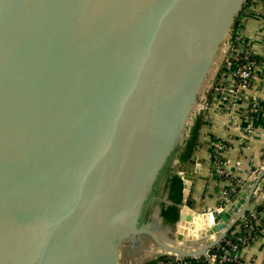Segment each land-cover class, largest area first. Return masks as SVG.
Here are the masks:
<instances>
[{"label":"water","instance_id":"95a60500","mask_svg":"<svg viewBox=\"0 0 264 264\" xmlns=\"http://www.w3.org/2000/svg\"><path fill=\"white\" fill-rule=\"evenodd\" d=\"M247 3L0 0V264L206 256L232 232L262 198L264 170L226 207L194 211L195 154L178 172L175 227L156 204L154 225L138 221L204 112ZM199 219L207 227L188 236ZM211 236L198 251L174 246Z\"/></svg>","mask_w":264,"mask_h":264},{"label":"crops","instance_id":"0c3cea01","mask_svg":"<svg viewBox=\"0 0 264 264\" xmlns=\"http://www.w3.org/2000/svg\"><path fill=\"white\" fill-rule=\"evenodd\" d=\"M241 22L242 33L252 45L259 48L260 32L264 31V0H250L243 10ZM259 55H263L261 50H259ZM258 76L254 89L234 104L221 102L220 109H218L217 99L214 96L208 101L205 124L201 132L199 147L195 152L197 163L201 164L202 173L194 180L190 197L191 209L194 211L219 207L224 190H228L233 181L247 186L246 193L248 194L249 189L257 183L264 169V116L252 123L253 133L250 134L247 131L251 121L246 114L248 107L246 98L248 99L255 93L264 95V70L261 69ZM218 141H225L229 146L223 155L226 163L224 177L215 171L212 161L214 144ZM256 173L260 174L256 176ZM259 184L264 186V176ZM261 190L263 191L264 188L262 187L259 193ZM256 204L255 201L251 202L249 208ZM240 234L241 230L237 226L232 235H237L238 239L241 237ZM213 239L215 238L211 236L196 241L177 243L187 251H198L210 244ZM238 254L244 264H264V238L255 240L248 248L240 249Z\"/></svg>","mask_w":264,"mask_h":264},{"label":"built area","instance_id":"2783aa9c","mask_svg":"<svg viewBox=\"0 0 264 264\" xmlns=\"http://www.w3.org/2000/svg\"><path fill=\"white\" fill-rule=\"evenodd\" d=\"M260 37V46L259 48H257L247 40L245 35L242 33V22L239 23L235 38V44L233 43L230 48V51L228 53L229 56L222 67L223 71L221 70L220 73V79L215 83L213 90L214 97L217 99L216 106L218 109H220L221 102H229L230 104H234L240 99L245 98L247 93L254 89L255 82L259 77V71L261 69L262 71L264 70V31L260 32ZM259 50L263 52V55H259ZM252 57H260L262 58V61L257 63L252 59ZM246 100H248L246 114L249 116V119L251 121L249 127H247V131L251 134L254 132L252 123L259 118L260 114H263L264 116V108L262 107V105H264V95L255 93L248 99L246 98ZM228 149L229 146L225 141H218L214 144V153L217 157L220 158L215 162L214 169L219 175H222V177H224L223 175H225L224 167L226 166V163L223 160V155L227 152ZM237 187H239L241 190L243 186L241 183L236 181L235 185H233L232 183L229 186L230 189L224 190L222 194V201L220 204L222 205V207H226L227 204L232 201L231 194H238V192L236 191ZM259 195L262 196L259 201L253 200L257 204L254 207L247 209L253 219H256V213L254 211L255 207L262 201H264V190H261V193H259ZM245 215L240 220V223H243V225H245L244 227L246 232L245 236L238 238V243L241 245L240 248H248L251 245L250 238L252 235L253 227L248 226L245 223L247 220ZM238 227L240 228V226ZM223 241H225V239ZM226 245L228 246V249H224V254L220 257L213 254L212 249L211 254L207 253L206 256L200 255L184 258L173 254H167L164 256L166 257L165 260L157 262L156 264H226L231 261H239V252L237 250L238 244L233 245L230 241H227Z\"/></svg>","mask_w":264,"mask_h":264},{"label":"trees","instance_id":"16d2710c","mask_svg":"<svg viewBox=\"0 0 264 264\" xmlns=\"http://www.w3.org/2000/svg\"><path fill=\"white\" fill-rule=\"evenodd\" d=\"M250 0H248L249 2ZM241 18V17H240ZM239 23L235 25L234 34H233V43L235 44V38L236 33L238 30ZM253 60H255L257 63L262 61V58L260 57H252ZM223 71V70H222ZM220 79V77L217 78V81ZM214 96V92L212 91L210 95H208V101L212 100ZM264 108V105H262ZM263 114H260L259 117L261 118ZM258 117V116H257ZM205 118H206V112H200L193 118L192 125L189 127L185 141L181 147L176 149L172 155L168 158L163 171L161 172V175L159 176L158 182L156 183V189L153 191L154 195L153 197L157 196L159 193H162L163 197H166V200H168L171 204H167L166 202H162L159 204L160 212L159 215L163 219L164 226L167 228H174L175 225L180 220V213L181 210L179 206L182 204L183 200V190H184V184L182 177L178 174V171L173 168V163L175 161H178V166L181 168L186 165L192 158V156L195 154L199 147L201 132L203 129V126L205 124ZM220 158L213 153L212 161L215 162L219 160ZM222 161V159H221ZM236 184V181H233V185ZM230 189V188H229ZM236 191L239 192L240 188L237 187ZM236 194H231V198H234ZM152 199L147 200V202L151 201ZM158 202V201H156ZM157 204V203H156ZM255 213H256V219H253L251 217L250 212H246V224L248 226L253 227L252 235L250 238L251 244L257 240L264 238V201H262L259 205L255 207ZM153 211L149 212L148 218L144 220V224H150L151 218L150 215H153ZM258 222V223H257ZM237 226H240L241 234L240 236H245V225L243 223H239ZM236 226V227H237ZM236 227L232 230L231 233L227 235L225 238V241H222L217 248L212 250V253L217 255L218 257L222 256L224 254V249H228V246L226 245L227 241H230L233 245H237V250L240 252V244L238 243L237 235L234 236L232 233L236 229ZM263 231V232H262ZM239 236V237H240ZM166 257L158 258L156 261L150 262L148 264H156L157 262L165 260ZM226 264H244L242 260H239L237 262L231 261Z\"/></svg>","mask_w":264,"mask_h":264},{"label":"flooded vegetation","instance_id":"af4514ba","mask_svg":"<svg viewBox=\"0 0 264 264\" xmlns=\"http://www.w3.org/2000/svg\"><path fill=\"white\" fill-rule=\"evenodd\" d=\"M172 166H173V168H175L176 171L181 172L182 168L180 166H178V161H175ZM157 182L158 181H156V183ZM156 183L154 184V186H153V188L151 190V194L149 195V197L147 199V200H149V199H152V200L149 201V202H146L145 206L143 207L142 214L139 217V221H138L139 226H141V223L142 222L144 224V220H146V218H148V215H149V212L150 211H153L154 212V210L151 209V206H154V204L157 203L156 204V207H157V206H159L160 203L166 202L165 201L166 200V197H163L162 196V193H159L158 194V197L157 196L156 197L155 196L154 197L152 196V195H154V194H152V193H154L153 191L157 187L156 186ZM156 201H158V202H156ZM150 218H151V215H150ZM152 222L154 223L153 219L151 218L150 224H152ZM152 225H154V224H152Z\"/></svg>","mask_w":264,"mask_h":264},{"label":"rangeland","instance_id":"374dc122","mask_svg":"<svg viewBox=\"0 0 264 264\" xmlns=\"http://www.w3.org/2000/svg\"><path fill=\"white\" fill-rule=\"evenodd\" d=\"M231 46H232V45H231ZM230 48H231V47H230ZM228 56H229V55L227 54L226 57H225V59H224V61H223V63H222V65H221V67H220V70H219V72H218V74H217V76H216V78H215V80H214V83H213V85H212L210 91H211V90H212V91L214 90V86H215V83L217 82V78L220 77V73H221L222 67H223V65L225 64V61L227 60ZM209 95H210V94H209ZM206 104H208V98H207V102H206ZM206 109H207V108H206V106H205L204 112H206ZM177 242H178V240L176 239L174 246L179 247V248H182L181 246L178 245ZM165 255H167V254H165ZM160 256H162V255H160ZM160 256H158V257H160ZM158 257H156V258L150 260V261L147 262L146 264H148V263H150V262H153V261H156Z\"/></svg>","mask_w":264,"mask_h":264},{"label":"bare ground","instance_id":"6f19581e","mask_svg":"<svg viewBox=\"0 0 264 264\" xmlns=\"http://www.w3.org/2000/svg\"><path fill=\"white\" fill-rule=\"evenodd\" d=\"M200 221V222H199ZM196 226H195V232H189L188 236H193V235H197L199 234V231H203L202 229H204L205 227H207L206 221L205 219H199L198 222H196ZM200 227V228H199Z\"/></svg>","mask_w":264,"mask_h":264}]
</instances>
